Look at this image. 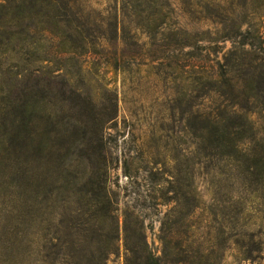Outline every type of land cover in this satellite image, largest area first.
<instances>
[{"label":"rangeland","instance_id":"obj_1","mask_svg":"<svg viewBox=\"0 0 264 264\" xmlns=\"http://www.w3.org/2000/svg\"><path fill=\"white\" fill-rule=\"evenodd\" d=\"M78 1L100 30L76 51L82 53L79 65L70 55L60 65L94 101L93 116L103 123L106 191L119 222L118 252L108 264H124L126 211L142 220L154 253L164 249L161 237L176 244L179 230L186 229L207 264H264V97L252 96L242 70L221 67L234 47L222 37L232 13L241 12L239 0ZM244 6L264 14V0H246ZM56 45L35 40L26 47L55 51ZM224 70L230 85L221 78ZM219 115L235 127L236 139L211 145L207 123ZM252 148L262 155L254 168L241 159ZM99 164L94 160L100 171ZM79 171L70 191L57 193H86L95 174L84 166ZM4 175L1 169L0 264H17L12 246L26 227L20 219L31 225L45 209L44 188L27 200L30 189L23 191V182ZM64 205L58 209L70 211L72 224L90 209L77 200Z\"/></svg>","mask_w":264,"mask_h":264},{"label":"trees","instance_id":"obj_2","mask_svg":"<svg viewBox=\"0 0 264 264\" xmlns=\"http://www.w3.org/2000/svg\"><path fill=\"white\" fill-rule=\"evenodd\" d=\"M245 1L239 0L241 12L232 13L235 17L224 28L223 40L234 47L221 67L242 70V83L259 98L264 97V14L259 13L260 8H246ZM80 7L78 0L0 2V170L23 182V191L30 189L27 200L33 195L34 201L44 188L45 203L31 225L24 224L25 217L20 219L26 227L12 246L17 264H108L118 252L117 209L106 191L103 123L93 116L94 101L82 95L60 65L68 55L79 65L82 53L76 51L85 49L89 37L100 30ZM113 19L112 35L116 38L119 22L117 16ZM35 40L57 42L55 51L26 47L27 41ZM52 61L57 63L55 67L42 66ZM225 76L224 70L221 78L230 85ZM207 126L211 145L236 139L231 136L235 127H228L223 115ZM248 152L241 159L250 160L254 168L262 155L257 148ZM94 160L100 162V171ZM80 166L95 174L85 185L86 193H57L70 191L71 183L83 173ZM74 200L90 207L80 211L77 224L71 223L74 218L67 208L58 209ZM28 204L32 209V203ZM185 214L178 221L180 227ZM165 228L164 223L162 230ZM188 233L180 229L176 244L161 237L164 249L154 253L142 220L126 211L124 264H207L205 252L194 248Z\"/></svg>","mask_w":264,"mask_h":264}]
</instances>
